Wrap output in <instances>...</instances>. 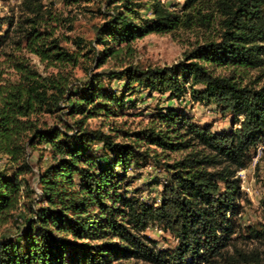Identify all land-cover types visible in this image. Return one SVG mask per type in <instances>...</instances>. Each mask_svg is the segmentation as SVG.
Listing matches in <instances>:
<instances>
[{"label":"trees","instance_id":"1","mask_svg":"<svg viewBox=\"0 0 264 264\" xmlns=\"http://www.w3.org/2000/svg\"><path fill=\"white\" fill-rule=\"evenodd\" d=\"M18 1L19 17L0 19V56L17 74L11 80L0 72V155L10 164L0 171V226L17 230L1 236L0 264H264V248L245 251L236 243L245 234L264 247V225L240 224L238 177L264 142V76L244 80L264 70V0H184L180 10L163 0H104L108 16L95 27L94 42L76 40L80 52L60 46L54 37L60 19L44 0ZM195 29L204 37L178 64L123 68L120 98L101 87L102 75L74 86L42 76L25 55L63 66L83 58L101 67L139 39ZM137 89L215 106L233 116L234 127L214 132L175 107L159 109L139 131L122 132L126 141L87 125L123 110ZM41 146L53 161L37 170V191L28 154ZM147 166L165 175L150 184L162 186L159 202L129 190V170ZM151 228L171 235L176 246L158 248L146 235Z\"/></svg>","mask_w":264,"mask_h":264},{"label":"rangeland","instance_id":"2","mask_svg":"<svg viewBox=\"0 0 264 264\" xmlns=\"http://www.w3.org/2000/svg\"><path fill=\"white\" fill-rule=\"evenodd\" d=\"M141 4H148L149 0H139ZM169 7L180 10L184 0H163ZM44 3L52 9L54 14L60 19L54 37L58 38L60 46L70 52L79 51L75 45L76 40L83 39L87 44L94 42L96 33L95 27L100 26L108 16V9L104 0H94L92 3L76 5L68 0H44ZM20 1L0 0V19L10 16L19 17ZM142 14H146L142 11ZM148 14V13H147ZM145 16V15H144ZM7 24L3 26L6 30ZM204 30L195 29L193 31H179L175 34L150 35L133 42L123 50L117 57H111L101 67H97L92 61L79 59L78 65L63 66L55 59L43 60L35 54L26 53V58L42 76H56L68 78L71 85L78 86L85 83L94 75H102L101 87L113 92L117 97L125 95V80L118 77V73L123 68L130 65H141L144 68H163L178 64L184 60L185 54L190 52L198 41L204 37ZM100 50L101 47H98ZM6 57L0 56V72L5 71V77L11 80L17 78L14 69L8 68L5 64ZM217 73L228 74L226 70H218ZM264 76V70L249 71L244 79L245 82L254 81ZM198 88H201L198 86ZM175 107L189 114L194 122L200 126L209 125L214 132H229L234 127L232 115H223L215 106H204L194 103L188 96L182 103L169 100L168 94L153 93L148 90L137 89L135 92L127 94L126 106L117 109L115 114L107 117L104 113L91 118L87 125L93 129L101 128L104 132L113 136H119V141H126L122 132H135L148 126L151 115L161 108ZM80 117H76L78 119ZM49 125H54L55 121L47 118ZM72 123L73 119L65 118ZM238 128V126H237ZM261 155L255 156L252 165L245 171L242 180V191L244 199L241 201L243 207L240 224L242 228L249 225L261 227L264 225V142L259 145ZM258 149V151H259ZM257 151V152H258ZM179 154L170 155V159L179 158ZM28 161L34 168L35 176L31 177V185L38 191L37 170L43 169L47 164L52 163L53 157L50 151L43 146L28 154ZM10 168L6 156L0 155V171ZM129 176L132 187L129 190L140 189V195L151 202H159L162 186H151L150 184L157 178L162 180L165 175L154 166H147L140 169H130ZM239 177V176H238ZM16 227L11 224L0 226L1 236H11L16 232ZM146 235L158 243V248L172 249L177 241L168 233L159 229L151 228ZM245 234L236 243L238 247L245 251L254 249L263 250V246L257 242H252L244 238ZM114 264H146L138 261H123Z\"/></svg>","mask_w":264,"mask_h":264},{"label":"built area","instance_id":"3","mask_svg":"<svg viewBox=\"0 0 264 264\" xmlns=\"http://www.w3.org/2000/svg\"><path fill=\"white\" fill-rule=\"evenodd\" d=\"M258 149H259V148H258ZM257 154H258V156L261 155V149H259V151L257 152ZM238 176H239V177H243V176H245V171L243 170V171L238 172Z\"/></svg>","mask_w":264,"mask_h":264}]
</instances>
